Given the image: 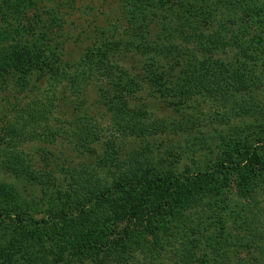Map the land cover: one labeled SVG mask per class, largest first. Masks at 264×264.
Listing matches in <instances>:
<instances>
[{
    "label": "trees",
    "instance_id": "trees-1",
    "mask_svg": "<svg viewBox=\"0 0 264 264\" xmlns=\"http://www.w3.org/2000/svg\"><path fill=\"white\" fill-rule=\"evenodd\" d=\"M228 1V10L233 9L232 13L236 15L240 2ZM5 2L13 15L21 14L34 4L33 0ZM186 2H182L179 9H165L167 3H155V6L167 11L161 26L163 44L158 45L156 50L166 58L171 52L177 54L173 66H183L181 83L174 89L167 87L166 73L151 57L150 63H145V80L159 93L178 95L177 106L193 98L211 100L218 113L215 119L218 127L230 125L233 130L231 134L214 127L213 134L208 138L216 143L214 147L218 159L215 162L205 161L201 166L194 162L195 171L188 175L175 173L167 159L155 152L151 141L165 132L164 125L156 121L147 122L148 112L138 120V112L133 111L134 114L130 115L126 97L140 89L138 77L112 63L104 52L97 51L94 56L91 53L84 55L82 62L76 63L73 69L61 71L58 70L57 59L49 61L38 47L18 48L13 44L0 48L1 88L6 77L25 84L27 74L32 70L46 72L49 81H69L70 92L75 97H79L81 89L89 84L100 83L102 102L114 113V129L125 138H133L144 145L123 155L112 148L107 157L104 155L105 163L115 169L112 184L98 179L96 174L86 178L82 171L73 169L68 186L70 193L63 196L47 194V214L39 221L28 213L29 204L22 193L14 186L0 185V249L5 245L9 248L7 264H131L130 258L135 254L149 256L154 264L156 259L150 255L152 248L159 250V256L172 252L171 258H177L175 264H180V261L186 264H224L217 261L228 251L251 246L256 248V244H246L242 238L244 234L252 236V233L253 236L263 237V224L253 208L244 206L241 199L264 190V157L260 153L264 150V104L255 97L264 80V39L259 35L245 39L239 33L228 39L224 34L229 32L225 30L223 33H206L204 29L211 24L207 21H213L211 18L219 7L201 9L198 2ZM139 4L141 0L135 2V6ZM240 5L243 12L253 8L259 18L264 14V7L252 2ZM145 7L140 5L137 12L141 13ZM176 39L189 47L182 48L174 42ZM223 48L233 53L228 61L215 57L214 52ZM135 49L138 51L137 46ZM141 50L142 54H146L144 49ZM259 67L263 70H258ZM20 112L29 114L30 119L9 121L2 129L0 167L22 174V178L31 183L56 185L58 177L51 173L50 177H44L33 166L25 167L23 154L19 155L14 150L15 144L36 140L37 124L33 121L40 123L45 117L38 105L33 103L25 104ZM245 117H254L256 121L231 126L233 119ZM90 118L87 114L73 115V120L69 122L71 129L65 136L73 140L76 147H87L95 153L89 143L97 142L99 136L96 126L89 122ZM183 129L190 131L187 127ZM198 147L200 150L211 146ZM177 150L175 159L184 155L193 160L197 153V150L188 147ZM193 175L199 176L195 186L189 184ZM176 194L183 199H177ZM192 200L198 207L226 212L233 225L223 226L226 231L215 229L214 233L222 231L211 235L200 231L191 223L193 215H183L185 209L191 207ZM161 210L162 215L158 213ZM163 213L168 214L165 216ZM73 214L81 217L72 219L70 216ZM196 218L199 222L203 221L199 213ZM7 220L15 222V231L10 232ZM221 220L206 222L204 231L208 227H216L215 222ZM157 221L160 222V235L153 227ZM38 222L52 223L49 229L52 235L44 232L51 241L41 239L36 230L31 231V227L39 226ZM137 222L140 226L135 228ZM121 224L124 227L120 234L113 237V229ZM163 226L167 229L162 230ZM226 233L228 237L223 238ZM148 235L153 236L151 242Z\"/></svg>",
    "mask_w": 264,
    "mask_h": 264
},
{
    "label": "rangeland",
    "instance_id": "rangeland-1",
    "mask_svg": "<svg viewBox=\"0 0 264 264\" xmlns=\"http://www.w3.org/2000/svg\"><path fill=\"white\" fill-rule=\"evenodd\" d=\"M5 1L0 0V48L13 44H16L18 48L22 46L38 47L49 61L52 62L57 59L58 70L61 71L73 69L76 63L82 62L84 55L90 53L93 55L97 51L104 52L112 63L122 69H127L138 77L140 89L135 94L127 95L126 107L130 115L134 114L133 111L138 112V114L136 113L138 115L137 120L142 118L143 113L148 112L150 117H146L147 122L156 121L157 124L164 125L165 132H161L151 142L155 145V152L167 159L169 165L173 166L175 173L188 175L189 172L195 171L196 164L194 162L201 166L205 164V161L215 162L218 159L214 147L216 143L208 137L213 134L214 127L229 131L231 134L233 130L230 125H219L218 127L215 121L218 118V113L211 100L203 99L202 101V99L193 98L177 106L178 95L169 94V92L159 93L154 86L152 87L145 80L144 69L145 65L150 63V57L158 62V67L166 73L165 83L167 87L174 89L183 78L180 73L183 66L179 68L173 66L176 63L177 54L171 52L170 57L166 58L165 55L156 50L158 45L163 44L160 38V36L162 37L161 26L167 11L160 6H155V3H167L165 9H179L181 3H187L186 1L198 2L202 7L201 9L208 10L217 5L219 10L211 18L213 21H207L211 24H208L204 29L206 33H223L225 30L229 32L224 34L228 39L235 33L243 34L245 39L256 35L264 39V14L259 18L253 8L243 12L240 5L241 3L246 6V3L252 2L258 7H264V0H237L240 3L236 7L238 9L235 10L236 15L234 12L232 13L233 9L228 10L227 4L230 2L228 0H141V4L138 6H135V2L139 0H33L34 4L18 15H13L8 11L11 8L7 6ZM142 4L146 7L139 13L140 11L137 12V10ZM174 42L182 45V48L188 46L179 39ZM136 46L138 51L135 49ZM141 48L146 51V54L141 53ZM215 53V57L224 61L230 60L233 54L224 48ZM258 70H263V68L259 67ZM18 82L6 77L4 86L0 87V137L3 135L2 129L9 121L30 119L29 114L20 112L21 107L25 104L26 106L31 103L37 104L42 114H45L40 123L33 121L37 124L35 128L38 133L37 138L35 137L36 140L32 142L15 144L14 150L19 155L23 154L25 167L33 166L44 177H50L49 175L54 174L59 178V181H56V185L42 186L22 178L24 177L22 174H14L6 170L5 167H0V185L14 186L18 192L22 193L29 204L28 213L34 219L39 221L46 217L48 208L45 198L47 194L63 196L70 193L68 186L70 173L73 169L82 171L86 178L96 174L98 179L112 184L114 183L115 169L105 163L111 149L114 148L115 151H119L123 155V153L130 152L134 148L144 146L133 138H125V135L114 129V113L102 102L100 83L89 84L81 89L79 97H75L70 92L69 81H49L48 74L43 71L32 70L27 74L25 84ZM261 83L263 84L256 91L255 97L264 104V80ZM79 113L89 115L91 117L89 122L96 126L95 130L99 140L89 143L90 148H93L95 153L87 147L79 145L76 147V143L65 136L71 129L69 122L73 120V115L75 117ZM254 121H256L254 117L235 118L232 120L231 126H242V124ZM183 127L189 128L190 131H185ZM200 145L211 147L198 150ZM187 147L191 150H197L193 156L194 161L192 157L188 158L184 155L175 159L179 151L177 149H187ZM260 153L264 157L263 149L260 150ZM189 179V184L195 186L199 176L193 175ZM232 189L230 186L231 191ZM176 195L177 199H183V196ZM241 202L244 203V206L250 205L253 211L259 215L263 224L261 226L262 233H264V190L244 196ZM189 205L191 207L185 209L183 215H193L192 225H196V228L198 227L200 231L208 235L222 231L218 230L214 233L215 229H223L225 225L228 227L233 225L226 212L215 211L208 207H198L193 200ZM162 212L163 210L158 213L162 215ZM198 213L203 217L201 222L196 218ZM163 214L166 216L168 213ZM156 216L160 215L156 214ZM80 217L78 214L70 216L72 219ZM218 218L223 220L221 222L216 221V227H208L204 231L206 222ZM159 221L153 224V227L156 233L160 235ZM139 222L135 224V228L140 226ZM6 224H9L10 232L16 230L15 222L7 220ZM51 224L38 222L39 226L31 227V231L36 230L41 235V239L50 240L44 232L48 236L52 235L49 230ZM123 227L124 224L115 226L111 235L113 237L119 235ZM165 229L167 228L163 226L162 230ZM244 235L242 240L249 245L256 244V248L251 246L230 250L217 262L224 264H264V236H253V233L252 236ZM225 237H228V233L223 238ZM147 238L151 242L153 236L148 235ZM8 250L6 245L0 249V264H7ZM152 251L150 255L156 259L154 264H175L177 258H171L172 252H166L159 256V250L154 251L152 248ZM180 262V264H186L185 261ZM130 263L152 264L150 257H145L143 254H135L133 258H130Z\"/></svg>",
    "mask_w": 264,
    "mask_h": 264
}]
</instances>
